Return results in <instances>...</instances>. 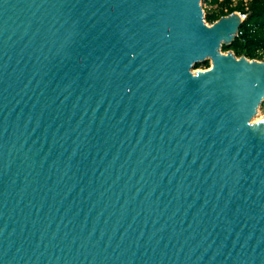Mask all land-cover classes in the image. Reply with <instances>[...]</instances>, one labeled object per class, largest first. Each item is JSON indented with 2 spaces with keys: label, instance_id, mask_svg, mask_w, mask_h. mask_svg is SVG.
Wrapping results in <instances>:
<instances>
[{
  "label": "water",
  "instance_id": "95a60500",
  "mask_svg": "<svg viewBox=\"0 0 264 264\" xmlns=\"http://www.w3.org/2000/svg\"><path fill=\"white\" fill-rule=\"evenodd\" d=\"M203 1L0 0V264H264V61Z\"/></svg>",
  "mask_w": 264,
  "mask_h": 264
},
{
  "label": "trees",
  "instance_id": "16d2710c",
  "mask_svg": "<svg viewBox=\"0 0 264 264\" xmlns=\"http://www.w3.org/2000/svg\"><path fill=\"white\" fill-rule=\"evenodd\" d=\"M230 0H211L212 4H218L220 12L209 16V20L216 21L224 13V7L228 6L230 13L244 10L241 5L230 6ZM249 13L245 22L241 25L239 35L232 45H223V50L233 49L236 55H245L249 59H257L262 52L264 54V0H252Z\"/></svg>",
  "mask_w": 264,
  "mask_h": 264
},
{
  "label": "rangeland",
  "instance_id": "374dc122",
  "mask_svg": "<svg viewBox=\"0 0 264 264\" xmlns=\"http://www.w3.org/2000/svg\"><path fill=\"white\" fill-rule=\"evenodd\" d=\"M202 4H203V8L205 10L207 22L209 24L215 23L216 21L209 20L208 18H209V16H211V15H213L215 13H219L220 10H221L220 7L217 6L216 4H212L210 2V0H204L202 2ZM229 51H232V52L235 53V50H233V49L223 50V52H225V53H227ZM242 56H245V55H242ZM238 57H241V56H238ZM257 60L264 61V54L262 52L260 53V56L257 58ZM211 67H212V60L208 59V60H205L203 62H200V63L196 64L194 66V68H193V71L196 72L198 70H207V69H210ZM263 117H264V101L262 102L261 106L259 107L258 114L254 118V121H257V120H259V119H261Z\"/></svg>",
  "mask_w": 264,
  "mask_h": 264
},
{
  "label": "built area",
  "instance_id": "2783aa9c",
  "mask_svg": "<svg viewBox=\"0 0 264 264\" xmlns=\"http://www.w3.org/2000/svg\"><path fill=\"white\" fill-rule=\"evenodd\" d=\"M220 1H223V0H220ZM230 1H231L230 2V6L236 7L238 5H241L243 7L244 10H237V12H239L240 14H242V16L247 19L249 13H251L250 6H251L252 0H230ZM210 2H211V0H210ZM216 5L218 6V4H216ZM223 9H224V13H225V15H223V16H227V15L233 13V12L230 13V10H229V7L228 6H225ZM205 21H206V23L208 25H211L206 20V14H205ZM238 35H239V33H238Z\"/></svg>",
  "mask_w": 264,
  "mask_h": 264
},
{
  "label": "bare ground",
  "instance_id": "6f19581e",
  "mask_svg": "<svg viewBox=\"0 0 264 264\" xmlns=\"http://www.w3.org/2000/svg\"><path fill=\"white\" fill-rule=\"evenodd\" d=\"M211 26V25H210ZM260 115V114H259ZM257 119V118H256Z\"/></svg>",
  "mask_w": 264,
  "mask_h": 264
}]
</instances>
